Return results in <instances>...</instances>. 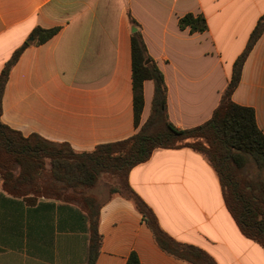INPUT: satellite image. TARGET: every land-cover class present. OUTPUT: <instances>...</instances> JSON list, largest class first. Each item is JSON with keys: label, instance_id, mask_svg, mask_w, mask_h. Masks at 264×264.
I'll return each mask as SVG.
<instances>
[{"label": "crops", "instance_id": "obj_1", "mask_svg": "<svg viewBox=\"0 0 264 264\" xmlns=\"http://www.w3.org/2000/svg\"><path fill=\"white\" fill-rule=\"evenodd\" d=\"M187 13L204 15L208 29H181L179 19ZM263 14L264 0H0V74L35 28L58 29L46 42L27 47L13 66L2 121L77 152L132 136L138 130L132 36L140 31L164 74L170 121L180 129L199 126L219 105L234 62ZM153 94V81H145L139 126L151 114ZM233 100L255 109L264 133V32ZM129 182L177 241L200 247L218 264H264V247L241 230L202 153L158 148L131 169ZM101 202L95 264H126L132 252L141 264H192L158 245L133 201L109 194ZM88 242L81 205L13 196L0 173V264H86Z\"/></svg>", "mask_w": 264, "mask_h": 264}, {"label": "trees", "instance_id": "obj_2", "mask_svg": "<svg viewBox=\"0 0 264 264\" xmlns=\"http://www.w3.org/2000/svg\"><path fill=\"white\" fill-rule=\"evenodd\" d=\"M179 26L181 29L189 28L192 33L208 29L205 16L193 13L182 16ZM57 31L56 28H35L31 39L16 49L1 71L0 173L4 190L29 202L45 196L81 205L89 220L86 264H95L102 244L99 218L104 202L89 194L88 190L98 186L102 177L107 175L114 178L107 182L110 196L120 194L133 201L164 251L192 264H218L200 247L179 242L170 236L161 227L153 209L129 182L131 169L148 161L156 149L190 147L205 155L216 170L226 205L243 233L264 247V133L257 124L255 109L233 100L244 64L264 32V14L234 62L231 79L212 117L187 129H180L170 121L164 74L149 55L142 33H133V91L138 130L128 138L98 144L94 150L85 152H77L68 143L54 142L39 134L25 136L6 125L1 118L5 88L20 55L30 45L46 42ZM147 80L154 83L151 114L139 126ZM126 264H141L138 254L132 252Z\"/></svg>", "mask_w": 264, "mask_h": 264}, {"label": "rangeland", "instance_id": "obj_3", "mask_svg": "<svg viewBox=\"0 0 264 264\" xmlns=\"http://www.w3.org/2000/svg\"><path fill=\"white\" fill-rule=\"evenodd\" d=\"M114 180V178L112 177H109L107 175H104L102 177V181L98 184V186L94 187V188H91L88 190V193L91 194V195H94L96 197L102 198L106 195H109L110 194V189H109V185L107 182H112ZM107 183V184H106ZM100 200V201H101Z\"/></svg>", "mask_w": 264, "mask_h": 264}, {"label": "water", "instance_id": "obj_4", "mask_svg": "<svg viewBox=\"0 0 264 264\" xmlns=\"http://www.w3.org/2000/svg\"><path fill=\"white\" fill-rule=\"evenodd\" d=\"M136 30H137V28H136V27H134V28H133V31H136Z\"/></svg>", "mask_w": 264, "mask_h": 264}]
</instances>
